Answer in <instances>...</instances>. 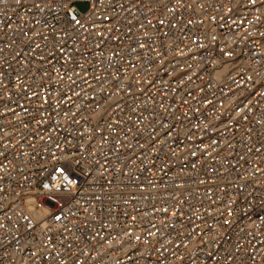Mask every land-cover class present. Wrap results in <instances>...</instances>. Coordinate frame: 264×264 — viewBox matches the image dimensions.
<instances>
[{"label": "built area", "instance_id": "2783aa9c", "mask_svg": "<svg viewBox=\"0 0 264 264\" xmlns=\"http://www.w3.org/2000/svg\"><path fill=\"white\" fill-rule=\"evenodd\" d=\"M0 264H264V0H0Z\"/></svg>", "mask_w": 264, "mask_h": 264}, {"label": "rangeland", "instance_id": "374dc122", "mask_svg": "<svg viewBox=\"0 0 264 264\" xmlns=\"http://www.w3.org/2000/svg\"><path fill=\"white\" fill-rule=\"evenodd\" d=\"M75 6L81 13L85 12L88 8V6L84 3H77ZM24 204L27 207V209L31 210L35 206V201L33 199H28L24 202ZM36 216L41 218L44 216V214L43 213H36Z\"/></svg>", "mask_w": 264, "mask_h": 264}]
</instances>
